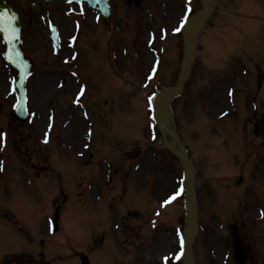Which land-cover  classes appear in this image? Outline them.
<instances>
[{
  "label": "rangeland",
  "instance_id": "obj_1",
  "mask_svg": "<svg viewBox=\"0 0 264 264\" xmlns=\"http://www.w3.org/2000/svg\"><path fill=\"white\" fill-rule=\"evenodd\" d=\"M109 1L112 17L108 22L100 19L96 26L90 25L93 12L83 9L82 19L90 25L84 27L83 39L89 45L77 47L79 59L73 64L77 78L70 76V61L64 63L70 50L53 56L46 38L35 46L29 38L35 39L36 34L23 38L27 54L36 61L27 83L31 117L19 123L1 116L9 128L4 124L5 131L0 132L4 135L0 212L12 215L15 224L0 220V259L29 244L35 251L46 249L49 264H79L80 252L91 264L180 263L176 257L182 251L183 197L162 205L183 188V165L163 148L156 125H152L151 102L162 87L173 86L177 77L182 44L171 29L180 20L184 4L192 6V13L201 4L199 0H143L140 9L133 10L122 0ZM214 4L198 37L193 73L184 91L172 101L173 128L192 148L198 169L194 255L196 264H264L262 78L256 108L251 107L259 117V137L253 142L259 150L253 158L257 161L244 164L245 182L238 188L228 186L226 170L231 167L214 160L205 163L206 153H220L221 149L217 145L209 146V152L208 147L204 149L205 132H219L218 123L231 117L226 112L231 100L228 88L234 90L240 142L245 138L248 119L243 111L251 99L242 88L249 90L250 77L256 79L259 71L264 73V0H214ZM160 28L166 30L163 39ZM150 32L155 34L154 40ZM244 49L248 54L238 57ZM109 57L114 72L107 68ZM4 69L0 66V94L11 97ZM258 79L252 80L255 85ZM82 82L87 86L82 100L86 119L72 104ZM5 105L3 115L10 110V101ZM50 118L53 126L47 130ZM210 121L211 125L216 121L217 127L207 129ZM46 132L50 133L49 143L42 142ZM210 138L215 144L213 134ZM227 161L231 162V153ZM252 162H258L260 170L250 171ZM233 164L235 170L241 167L237 160ZM243 175L236 173L233 182L244 181ZM53 207L60 208V230L55 235L46 229ZM53 253L60 259L52 258ZM239 258L243 262H237Z\"/></svg>",
  "mask_w": 264,
  "mask_h": 264
},
{
  "label": "water",
  "instance_id": "obj_2",
  "mask_svg": "<svg viewBox=\"0 0 264 264\" xmlns=\"http://www.w3.org/2000/svg\"><path fill=\"white\" fill-rule=\"evenodd\" d=\"M72 1V0H70ZM78 2H85L90 8L100 12L104 17H107L109 14L108 4L106 0H75ZM130 1V0H128ZM203 3L202 10L197 13L194 17L190 18L186 26L184 28L183 37H184V51H183V59L181 63V70L178 76L177 83L175 88L173 89H165L163 90L155 99V118L158 122L159 129L163 134H168L173 138L172 143H166V147L171 150L174 154H176L179 158H181L185 163L184 176H185V189H186V214H187V223L184 232V240H185V248H184V264H192L191 257V243L192 236L195 231V197L193 191V172L191 169L190 162L186 158V154L184 149L182 148L176 134L170 130L168 127V120L170 117L169 110V100L178 95L181 91L184 80L187 78L190 65L194 58L195 51V36L198 31L204 24V21L208 14L212 10L211 0H201ZM0 12H8L9 14H14L16 19L13 22V27L16 29L15 37L12 38L11 34L0 33L1 37L4 40L6 50L4 53L5 59L10 66H12L17 71L16 78V94L18 97L19 108L17 113L20 119L24 118V101L23 96V82L26 78L27 71L30 67L27 60H25L22 56V52L20 49V34L23 29L26 28V25L23 21H21V15L19 12L14 11L10 5L4 1L0 4ZM6 38L7 41L6 42ZM176 144L179 148H176Z\"/></svg>",
  "mask_w": 264,
  "mask_h": 264
},
{
  "label": "snow or ice",
  "instance_id": "obj_3",
  "mask_svg": "<svg viewBox=\"0 0 264 264\" xmlns=\"http://www.w3.org/2000/svg\"><path fill=\"white\" fill-rule=\"evenodd\" d=\"M15 19L16 17L14 14H9L8 12H0V33L5 34L6 37L7 34H11L12 38H16L15 37L16 29L13 27V22L15 21ZM6 42H8L7 38H6ZM81 94H83V90H81ZM76 102L78 103V100ZM3 142H4V135L0 134V145H2ZM45 142L47 141L45 140ZM179 195H180V191L178 190L175 194H173V196H171L168 200L164 202L162 207L166 206L172 200L176 199ZM177 235H179V233H177ZM182 243L183 242L181 241V245ZM176 258L179 259V256H177ZM164 259L167 262L168 257H165Z\"/></svg>",
  "mask_w": 264,
  "mask_h": 264
},
{
  "label": "flooded vegetation",
  "instance_id": "obj_4",
  "mask_svg": "<svg viewBox=\"0 0 264 264\" xmlns=\"http://www.w3.org/2000/svg\"><path fill=\"white\" fill-rule=\"evenodd\" d=\"M16 6L20 7L24 14H26L28 12V3L31 1V0H11ZM27 1V2H26Z\"/></svg>",
  "mask_w": 264,
  "mask_h": 264
}]
</instances>
